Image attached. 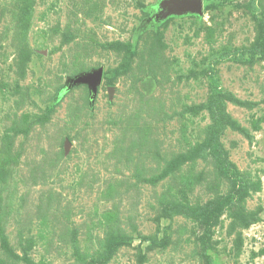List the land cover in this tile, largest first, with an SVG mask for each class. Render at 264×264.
Instances as JSON below:
<instances>
[{"label": "rangeland", "instance_id": "374dc122", "mask_svg": "<svg viewBox=\"0 0 264 264\" xmlns=\"http://www.w3.org/2000/svg\"><path fill=\"white\" fill-rule=\"evenodd\" d=\"M162 1L0 0V264H264V0Z\"/></svg>", "mask_w": 264, "mask_h": 264}, {"label": "water", "instance_id": "95a60500", "mask_svg": "<svg viewBox=\"0 0 264 264\" xmlns=\"http://www.w3.org/2000/svg\"><path fill=\"white\" fill-rule=\"evenodd\" d=\"M185 14H196L201 16L202 0H163L151 19L159 22L171 15ZM102 76V69L92 71L88 74H81L71 79L66 89L70 90L74 86L85 84L89 89L90 100H93L97 95V87L102 81ZM109 92L111 93V89H109Z\"/></svg>", "mask_w": 264, "mask_h": 264}]
</instances>
